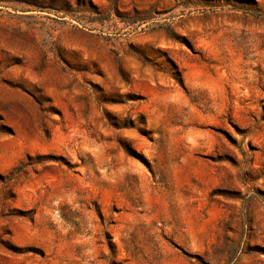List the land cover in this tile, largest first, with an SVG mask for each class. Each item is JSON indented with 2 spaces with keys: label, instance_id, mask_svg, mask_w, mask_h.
I'll use <instances>...</instances> for the list:
<instances>
[{
  "label": "rangeland",
  "instance_id": "374dc122",
  "mask_svg": "<svg viewBox=\"0 0 264 264\" xmlns=\"http://www.w3.org/2000/svg\"><path fill=\"white\" fill-rule=\"evenodd\" d=\"M0 264H264V0H0Z\"/></svg>",
  "mask_w": 264,
  "mask_h": 264
},
{
  "label": "trees",
  "instance_id": "16d2710c",
  "mask_svg": "<svg viewBox=\"0 0 264 264\" xmlns=\"http://www.w3.org/2000/svg\"><path fill=\"white\" fill-rule=\"evenodd\" d=\"M40 7H43V6H40Z\"/></svg>",
  "mask_w": 264,
  "mask_h": 264
}]
</instances>
